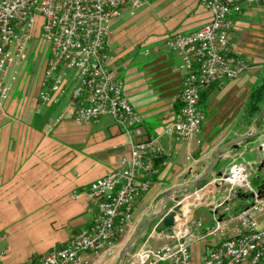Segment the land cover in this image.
Returning a JSON list of instances; mask_svg holds the SVG:
<instances>
[{"label": "crops", "instance_id": "crops-1", "mask_svg": "<svg viewBox=\"0 0 264 264\" xmlns=\"http://www.w3.org/2000/svg\"><path fill=\"white\" fill-rule=\"evenodd\" d=\"M123 13L111 24L108 68L113 80L123 84L125 97L142 118L144 132L159 135L177 116L183 77L178 56L160 43L173 34L196 31L211 20V15L201 8L199 22L193 28L187 29L180 23L174 30L181 32L128 43L122 30ZM233 20L230 51L249 68L207 94L206 120L198 138H163V154L156 162L158 173L151 177L150 189L133 205L130 221L122 227L112 247L83 254V264H119L122 248L134 236L136 240L127 258L144 245L159 249L172 242L167 229H155L163 208L168 211L178 202L188 201L181 214L187 216L185 212L189 214L195 205L189 201L191 196L205 182L216 188V174L223 171L225 159L231 162L247 149L254 152V148H249L251 142L239 144L238 151H223L214 172L203 181L218 148L244 134L234 131L243 114H247L249 94H245L242 104L238 96L261 73L258 68L264 64V7L251 6L233 16ZM261 77L258 84L263 82L264 73ZM254 80V85H258ZM21 104L0 103V126L11 125L7 136L2 132L1 142L5 146H0V249L6 252L0 264H32L86 230L96 216V207L85 193L87 186L116 170L120 160L129 154L127 136L108 116L95 123H84L77 122L71 109L63 104L44 109L38 104L37 110L31 101ZM61 114L63 119L56 124L55 119ZM20 141L25 146H20ZM11 154L15 163H10ZM215 197L214 191L212 199ZM32 217L34 222L25 229L23 222ZM24 230H30L29 234Z\"/></svg>", "mask_w": 264, "mask_h": 264}, {"label": "built area", "instance_id": "built-area-1", "mask_svg": "<svg viewBox=\"0 0 264 264\" xmlns=\"http://www.w3.org/2000/svg\"><path fill=\"white\" fill-rule=\"evenodd\" d=\"M145 1L0 0V102L12 91L17 73H9L27 59L34 19L42 16L40 38L50 43V53L37 95L39 106L63 104L77 122L95 123L108 116L129 144V154L120 160L119 167L85 190L96 207L91 225L32 264H83V254L112 247L130 221L133 205L150 189L151 177L158 173L156 162L163 154V138H198L206 120L201 92L234 80L249 68L230 51L233 16L251 6L264 5V0H199L211 20L192 33H176L160 43L178 56V68L183 73L177 116L161 134L147 135L141 116L124 95L123 84L113 80L108 68L112 21ZM62 119L61 114L55 123ZM243 155L244 151L231 160L227 177L217 181L228 185L229 197L243 190L253 195V201L234 215L237 225L232 236L207 249L201 264H264V195L251 188V165L239 161ZM215 223L207 235L222 233L220 223ZM159 226L161 221L155 229ZM201 227V221L177 220L173 235L168 237L172 242L155 251L144 245L125 264H192L190 244L198 239ZM5 253L0 249V259Z\"/></svg>", "mask_w": 264, "mask_h": 264}, {"label": "rangeland", "instance_id": "rangeland-1", "mask_svg": "<svg viewBox=\"0 0 264 264\" xmlns=\"http://www.w3.org/2000/svg\"><path fill=\"white\" fill-rule=\"evenodd\" d=\"M255 6L264 7V5ZM200 7L199 0H146L138 9L126 10V13H123L121 20L125 23L122 29L124 40L128 43H133L137 40L161 37L168 32L170 34L172 31L181 32V30H174L175 27L178 29L180 23L182 27L187 29L193 28L199 22V15L201 14L202 8ZM43 24L44 17L36 16L31 32V40L28 43L29 52L27 59L24 63L15 66L13 71H10L9 75L11 72L17 73V79L12 86V91L8 99L0 102L2 105L11 101H14L16 104L17 101H21V105H24L31 101L35 105V110H37V95L40 90V83L50 53V43L40 38ZM258 69H260L261 73L255 76L256 78L254 77V79H256L255 84H258L262 78L264 64ZM254 79L250 81L251 84L248 85L246 91H242L238 96L240 97V104H242L245 94H249L256 87L254 85ZM4 109L7 110L6 107ZM41 109L44 108L41 107ZM202 110L205 113L203 106ZM263 113L264 104L261 105L260 112L254 117H250L248 113L243 114L242 119L237 123V129L234 131L238 134L244 133L243 135H253L256 132L255 129L257 128L258 130L257 135H254L241 144V146H243L245 143L251 142L249 148H254V152H249L247 149L243 158L239 160L241 162L244 160L246 163L252 162L250 169L251 176L248 181L253 190H257L260 186L264 185V116H261ZM2 121L3 118L0 113V123ZM10 130L11 125H8V127L0 126V146H5L4 142H1L2 132L4 131V134L7 136ZM19 143L20 146H25L24 142L20 141ZM226 150L230 151L229 149ZM9 160L10 163H15V156L13 154L9 155ZM230 164V160L228 158L225 159L223 171L228 169ZM228 188L226 184H222L220 187L215 188L213 185L205 182L189 200L195 204L194 206H198V210L193 211L190 208L189 214L180 218L181 220H186L187 218L191 220V218L194 217L192 220L201 221L202 223V227L198 230V239L190 244L192 264H201L202 257L207 249L219 245L227 237L232 236L237 225L236 221L233 220L234 215L250 206L253 201L251 194L243 190H237L233 197H229L227 192ZM214 191L216 192L215 200L212 199ZM200 195H203L204 199L201 204L197 205L196 203L199 201ZM218 197L220 198L219 201L217 200ZM187 203L188 201H185L183 207ZM31 221L34 222V217L23 222L25 229H27ZM214 222L220 223L223 229L222 233L207 235L208 232L215 227L216 223ZM29 232L28 230H24V233L29 234ZM156 247L157 246L152 250H157Z\"/></svg>", "mask_w": 264, "mask_h": 264}, {"label": "water", "instance_id": "water-1", "mask_svg": "<svg viewBox=\"0 0 264 264\" xmlns=\"http://www.w3.org/2000/svg\"><path fill=\"white\" fill-rule=\"evenodd\" d=\"M261 116H264V113ZM255 130H256V132L253 135H246L245 134L242 136H238V137L230 139L229 141L222 144L218 148V150L216 151L215 156H214V160H213L208 172L206 173L205 177L203 178V181L212 175V173L214 172L216 165L219 161L220 155L223 151H225L226 149H229L231 151H238L239 144H242V143L246 142L248 139H250L251 137H253L254 135H257V131H258L257 128ZM227 174H228V169H226L224 171L217 172L216 176H217V178L225 179L227 177ZM220 186H221V183H216V188H218ZM259 190H260V187L257 189V192H259ZM260 195H262V194H260ZM251 197H253V195H251ZM182 207H183V205L181 202L177 203L172 209H170L168 211H166L165 207H164L162 212L158 216V218H160L162 226L169 231L170 236L173 235L172 229L176 224L177 218L178 219L182 218V216H181ZM191 210L197 211L198 206H193L191 208ZM135 240H136V236L132 237L129 240V242H127L124 245V247L122 248L121 255H120V263L119 264H125L126 263L129 250H130L132 244L135 242ZM172 245H174V242Z\"/></svg>", "mask_w": 264, "mask_h": 264}, {"label": "trees", "instance_id": "trees-1", "mask_svg": "<svg viewBox=\"0 0 264 264\" xmlns=\"http://www.w3.org/2000/svg\"><path fill=\"white\" fill-rule=\"evenodd\" d=\"M217 85H213L200 94V104L204 107V100L207 94ZM264 103V82H260L256 87L249 93L248 100L246 103L245 110L250 117H254L260 112V107ZM263 188H260L259 194L264 195ZM263 191V192H262Z\"/></svg>", "mask_w": 264, "mask_h": 264}, {"label": "bare ground", "instance_id": "bare-ground-1", "mask_svg": "<svg viewBox=\"0 0 264 264\" xmlns=\"http://www.w3.org/2000/svg\"><path fill=\"white\" fill-rule=\"evenodd\" d=\"M203 199H204V196H203V195H200V196H199V201L197 202V204H201V202H202ZM188 211H189V210H188ZM185 215H188V212H187V213L185 212ZM185 215H184V216H185Z\"/></svg>", "mask_w": 264, "mask_h": 264}, {"label": "flooded vegetation", "instance_id": "flooded-vegetation-1", "mask_svg": "<svg viewBox=\"0 0 264 264\" xmlns=\"http://www.w3.org/2000/svg\"><path fill=\"white\" fill-rule=\"evenodd\" d=\"M263 191H264V187H263V189H262Z\"/></svg>", "mask_w": 264, "mask_h": 264}]
</instances>
